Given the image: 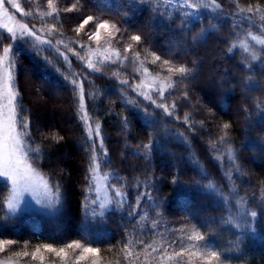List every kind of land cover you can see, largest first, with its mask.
Masks as SVG:
<instances>
[{"label":"snow or ice","instance_id":"snow-or-ice-1","mask_svg":"<svg viewBox=\"0 0 264 264\" xmlns=\"http://www.w3.org/2000/svg\"><path fill=\"white\" fill-rule=\"evenodd\" d=\"M229 3L231 7H225L221 0H45L42 9L37 4L34 10H26L20 0H0V29L7 33V36L0 34V177L8 188L0 197V208L4 209L0 221L10 224L30 210L59 218L65 203L62 181L42 170L45 153L65 137L58 130L48 133L37 130L40 139L36 143L31 121L25 114L29 109L23 105L18 86L15 68L18 53L14 52V44L22 42L37 56L45 50L53 51L67 65L63 69L51 57L43 56L45 64L54 68L70 86L73 113L82 125L88 153L81 187L84 239L59 245L37 243L30 250L29 242L21 245L17 240L0 238V264H103L101 248L94 246L99 243V234L93 231V225L106 222L113 212L136 223L125 227L121 221L126 235L118 245L111 246L121 259L108 264H121V261L123 264H231L229 257L242 251L246 239L264 231V183L259 187V197L255 189L245 190L241 195L236 181L251 183L250 178L245 179L249 174L240 159L244 145L234 147L231 121L216 122L212 108L198 97L192 101L190 86L197 78L199 65L195 59H185L183 55L194 51L198 43H206L213 34L223 44L221 58H232L236 50H242L247 55L238 60L242 70L237 73V84L245 99L255 104L254 111L264 114V98L252 95L254 89L264 93V78L257 81L253 75L246 74L254 71V64L264 71V2L229 0ZM144 10L154 22L176 26L179 39L163 55L148 46L150 32L141 29L131 33L121 23ZM173 12L177 15L173 16ZM30 18L39 23L26 22ZM73 19L79 22L69 34L63 30L64 25ZM225 20L230 22L227 31L223 30ZM73 58L80 62V71L74 70ZM97 74L114 80L124 107L133 115L139 114L152 129L147 142L140 140L133 144L125 136L124 149L130 155L150 159L164 148L162 140L180 141L186 147V155L175 152L171 155L181 162L188 160L200 179L183 181L177 174L171 183H190L210 195L215 206L222 209L219 215L200 221L208 228L207 233L198 224L189 222L181 223L179 228L165 227L161 232L160 224L162 221L167 224L165 213L170 208L167 197L157 195L161 186L154 171L149 173L145 168L143 173L133 171L125 175L120 168L112 167L103 122L94 114L96 98L101 95L92 79ZM36 91L39 94L38 87ZM88 97L92 99L93 112L89 111ZM184 104L192 111H182ZM114 105L115 101H110L104 115H111ZM202 110L206 120H197ZM241 111L246 121L242 131L248 132L253 110L242 106ZM117 115L121 118L122 131L128 132L129 116L124 112ZM207 122L218 129L215 139L209 133L205 150L217 162L220 180L205 167L192 146L198 130H205ZM177 125H183L184 130ZM258 143L264 152V137ZM120 155L126 159L123 152ZM56 175L62 176L63 170ZM130 191L135 193L133 199L129 198ZM32 202L38 208H33ZM144 232L152 233L153 238H144ZM224 233L235 239L228 240L229 247L217 248L216 237Z\"/></svg>","mask_w":264,"mask_h":264},{"label":"trees","instance_id":"trees-1","mask_svg":"<svg viewBox=\"0 0 264 264\" xmlns=\"http://www.w3.org/2000/svg\"><path fill=\"white\" fill-rule=\"evenodd\" d=\"M26 10H34L39 4L41 9L45 0H20ZM31 2V7H30ZM225 7H231L229 0H221ZM247 0H241L245 3ZM264 2V0H261ZM177 13L173 12V16ZM107 18V17H106ZM28 23H39L37 19H28ZM78 20H67L64 25V31L70 33V29L78 23ZM128 27L129 32L136 33L144 29L151 33V43L148 45L151 50L157 51L161 55L168 47L175 44L179 39V34L175 25L171 27L167 24H161L158 20L153 21L147 10L137 12L131 16L127 22L121 21ZM230 22H223V30L227 31ZM198 30L199 24L196 25ZM0 34L7 36V33L0 31ZM141 34H144L141 32ZM182 46V45H181ZM222 42L217 35H211L206 43H198L195 50L184 53L185 59L192 58L198 62L197 78L192 81L190 86V96L193 102L199 100L207 107L212 108L215 112L214 120L216 122L233 123L234 131L232 132L234 147L239 148L243 144L240 153V159L250 178L251 183H245L237 180L241 195L245 190H256L257 197L260 196L259 187L264 183V152L260 151L259 140L264 137V123L262 116L264 114L254 111L255 104L250 99H245V93L240 85L237 84V73L241 72L238 66V60L241 56L247 55L242 50H236L232 58H221L220 48ZM14 52L18 53L15 68L20 91L23 94V105L29 109L25 114L31 121L33 135L36 136V143H39L37 130L40 132L59 131L65 137L64 141L58 145L52 146L45 153L42 170L45 173L55 175L63 184L64 209L59 218L49 217L42 212L30 210L21 215L18 219L10 224H4L0 221V238L14 239L21 243L29 242L31 250L37 243H56L62 244L74 239H84L82 236L81 221L83 217L81 187L83 184L84 170L87 162V144L84 142L82 125L78 122L73 113V98L70 92V86L64 81L60 74L54 68L45 64L43 56H49L57 64L67 69L62 59L50 50H45L41 56L35 55L27 45L22 42L14 44ZM167 58V57H165ZM183 62V61H180ZM75 71L81 70V64L75 58L72 59ZM191 66V65H189ZM254 71L246 73L253 75L255 80L259 81L264 78V71L258 64H254ZM155 70V69H154ZM130 73V70H129ZM96 89L101 93L96 98L94 114L99 115L103 122L105 135V144L109 150L113 161L112 167L121 169L122 174L127 175L130 172L143 173L147 168L148 172L154 171L157 184L161 186L160 193L167 197V203L170 210H166L167 224L162 221L160 231L163 232L165 227L168 229L179 228L181 223L189 222L199 225L202 231L208 232V228L200 221L208 216H217L222 211L215 206L214 200L210 195L194 188L191 184L171 183L174 175H179L183 181L200 179L198 171L190 164L188 160L182 162L171 155L175 152L179 155H186V147L180 141L162 140L164 148L157 150L150 159H143L139 156H132L124 149L125 136L131 139L133 144L140 140L147 142L149 132L152 129L145 125L139 114L133 115L132 111L124 107V103L119 98L116 89V82L102 78L100 75L92 76ZM235 86V87H234ZM39 88V94L36 88ZM86 90L89 85L85 84ZM253 96L264 98V93L259 89H254ZM40 96L43 99H40ZM90 105L89 111L93 112L92 99L87 98ZM110 101H115L111 115H104L108 110ZM242 106L253 110L251 112V125H248L249 131L244 132L245 114L241 111ZM182 111H192L184 104ZM124 112L129 116V131H122L121 118L118 113ZM197 120H206L205 112L202 110L200 115L196 116ZM239 121V123H237ZM184 130L183 125H177ZM218 129L211 123L207 122V127L197 133L193 139V148L202 163L209 169L213 176L220 180L221 172L214 159H210L205 150V144L209 133L211 138L215 139ZM247 141V143H245ZM255 145V148L252 147ZM123 152L126 159L121 158ZM227 165V158H225ZM59 170H63V175H56ZM221 183H225L221 180ZM7 186L4 180H0V197L7 193ZM135 193L130 191L129 198L133 199ZM255 207V205H253ZM4 216V209L0 208V218ZM181 218H184L183 220ZM123 220L125 227H131L135 221H128L119 213L113 212L107 216L106 222H98L93 225V231L98 233V246L101 248V259L103 264L110 261H120L119 252L111 246L118 245L126 233L121 227ZM260 228V225H257ZM137 235H141L137 232ZM144 238L150 240L153 238L152 233L144 232ZM235 239L227 233L216 237L217 248H227L228 240ZM231 264H264V231H259L255 235H250L245 244L242 245V251L233 253ZM121 264L123 262L121 261Z\"/></svg>","mask_w":264,"mask_h":264},{"label":"rangeland","instance_id":"rangeland-1","mask_svg":"<svg viewBox=\"0 0 264 264\" xmlns=\"http://www.w3.org/2000/svg\"><path fill=\"white\" fill-rule=\"evenodd\" d=\"M0 31H3V30L0 29ZM0 180H4V178L0 177ZM4 181H5V180H4ZM32 207H33V208H38V206H36V205L34 204V202H32Z\"/></svg>","mask_w":264,"mask_h":264}]
</instances>
